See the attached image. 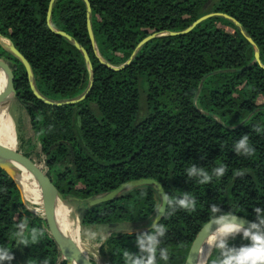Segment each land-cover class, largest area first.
Returning a JSON list of instances; mask_svg holds the SVG:
<instances>
[{"label": "trees", "instance_id": "16d2710c", "mask_svg": "<svg viewBox=\"0 0 264 264\" xmlns=\"http://www.w3.org/2000/svg\"><path fill=\"white\" fill-rule=\"evenodd\" d=\"M50 1L0 0V74L25 119L15 127L22 167L44 174L65 202L142 180L169 197L190 191L195 211L156 221L167 225V264H188L210 203L235 206L239 218L253 220V205L264 204V133L255 131L264 126V0H87L89 15L83 0H53L47 20ZM210 14L187 34L170 35ZM3 41L23 57L30 77ZM90 84L84 100L65 104ZM244 134L255 148L251 157L232 151ZM192 162L209 169L223 163L227 171L197 183L184 175ZM237 171L245 175L233 179ZM24 192L0 168V246L12 248V264L28 257L68 264L50 220L28 209ZM153 213L152 192L131 188L88 207L81 223H138ZM25 218L30 246L14 242ZM148 229L110 236L106 264H124L122 253L135 252L133 237Z\"/></svg>", "mask_w": 264, "mask_h": 264}, {"label": "clouds", "instance_id": "9594fccd", "mask_svg": "<svg viewBox=\"0 0 264 264\" xmlns=\"http://www.w3.org/2000/svg\"><path fill=\"white\" fill-rule=\"evenodd\" d=\"M257 133H264V126H256ZM232 151L237 155L251 157L255 153L254 146L249 142L247 134L239 136L233 142ZM227 168L223 163L205 168L192 162L185 170L184 175L189 180L197 183H209L220 180L226 173ZM245 173L237 171L233 177H242ZM165 205L163 216L171 217L178 210L191 213L197 209V199L190 191H182L179 195L169 197L166 193L160 197ZM159 207L155 211H159ZM238 211L235 206L224 211L215 204L208 206V219L204 228L199 232L193 244L195 254L199 259V264H264V204L253 205L254 219L248 221L247 226L238 221ZM27 218L21 222V226L15 232L14 242L21 245L30 246V241L24 232V225ZM214 225V227H213ZM206 230L204 238L197 244L200 233ZM126 235H131L129 223H126L122 230ZM167 234V225L151 221L147 231L139 232L134 237L136 251L125 250L122 253L124 264H167L169 261L168 249L164 246ZM239 235L241 240L247 241L239 245L230 243ZM36 236L31 237V241H36ZM106 236H101L103 241ZM12 248L0 246V264H12L14 259ZM192 253L189 254V260ZM25 264H51L50 260L44 257L27 258Z\"/></svg>", "mask_w": 264, "mask_h": 264}, {"label": "water", "instance_id": "95a60500", "mask_svg": "<svg viewBox=\"0 0 264 264\" xmlns=\"http://www.w3.org/2000/svg\"><path fill=\"white\" fill-rule=\"evenodd\" d=\"M83 2L86 5L87 13L89 15L90 6H89L87 0H83ZM52 3H53V0L50 1L49 6H48L47 20H49V18H50V11H51V7H52ZM88 15H87V17H88ZM211 16H212L211 14L210 15H205V16L197 19L196 21H194L187 29H185L183 31H180V32H172L170 35L171 36H182V35H185L188 32H190L192 29H194L202 21H204L205 19H207V18H209ZM87 29H88V34H89L90 40L93 43L94 42L93 41V36H92V32H91V29H90V24H89V20L88 19H87ZM57 33H59L60 35L64 36L68 40H70V37L68 35H66L65 33H62V32H57ZM153 38H155V35H151V36L145 38L144 40H142L138 44L137 49L140 48L144 43H146L147 41H149V40H151ZM6 46L9 47L11 49V51L24 64L26 72H27V75L30 77L31 76L30 68H29L28 64L26 63V61L23 59V57L20 54H18V52L13 47H11L9 42L7 43ZM75 46L78 48V46L76 44H75ZM82 53H83L85 62H87L88 61L87 55L85 54L84 51ZM254 58H255V61L258 60V54L257 53H255ZM127 64H128V62H126L123 66H121L119 68H113V67H109V68L111 70H113V71H118L120 69H123ZM90 89H91V84H90L89 88L87 89V91L80 98H78L76 100L68 101L65 104L66 105H74V104H76L78 102H81L82 100H84L88 96V93H89ZM32 90L34 91L33 87H32ZM13 98H14V92H13L12 88L8 85V83L4 79V86H3V89H2V102H1L2 103V108H5V110L9 112L10 107H11V103L13 101ZM14 153H15V156H16V160L18 162V167L7 166L6 163L4 162V160L2 159V157L0 156V168L7 175H9L15 182H17L18 184H19V182L15 178L16 177L22 178L23 174H27L33 181L36 182V184H38L39 186L43 187L47 191V193L49 195V198H50V208H48L50 214L47 215L46 218H48L50 220V224H51V228H52V234H53L55 242L59 246V249L61 251L62 259L65 260L68 264H92L89 261H87L86 259H84L75 250H73V248L70 249L68 243L65 242L63 240L62 236L60 235L58 223H57V220H56V211H57L58 205H62V204L64 205L66 203L65 200L63 199L62 195L57 191V189L52 185L50 180H48L44 174L42 175V174L31 172V171H28V170L24 169L22 167L21 163L18 160V157L16 155L15 150H14ZM144 182L154 183L158 187V189L160 191V194H161V197L163 196V192H162L160 186L156 182L151 181V180H142V181L129 182L128 184L120 186L116 190H113V191H110L108 193H104V194L95 196L91 200L87 201V203L89 204V207H92V206H95V205H99V204H102V203H105V202L112 201L116 197L120 196L121 193L124 190L131 189V188H139V186L142 183H144ZM159 209L160 210L156 212V216H155L154 221H157L162 215V212L164 210V203L163 202H161V205H160ZM238 221L243 222L245 226H247V224H248V221L246 219H244V218H239L238 217ZM213 227H214V225H213ZM205 234H206V230L202 232L201 236L199 237V239L197 241V244L200 243V241L204 238ZM237 236H239V235H237ZM66 251H68V254H66ZM197 262H198V257L196 256L195 249H194L193 253H192V259H191V261L190 260L188 261V264H197Z\"/></svg>", "mask_w": 264, "mask_h": 264}, {"label": "rangeland", "instance_id": "374dc122", "mask_svg": "<svg viewBox=\"0 0 264 264\" xmlns=\"http://www.w3.org/2000/svg\"><path fill=\"white\" fill-rule=\"evenodd\" d=\"M7 45V42H4ZM21 121V124L25 122L22 111L19 109L18 104L12 101L9 110V125L7 128L11 129L14 138V150L16 144V122ZM24 130V127H23ZM139 188L146 189L152 192L155 201V209L160 208L161 205V194L158 187L154 183L144 182ZM129 189L124 190L121 194H124ZM26 197L24 201L35 214L42 217H47L50 214L48 208L40 203H37L31 196L29 191L24 192ZM66 216L68 218L69 228L73 234L74 242H72V248L84 259L92 264H106L105 254L102 251V247L106 240L113 235L123 233L121 230L126 223H117L110 226H85L81 223L85 211L89 207V204L85 201H67L65 204ZM156 212L146 221L138 223H130L129 228L131 231L148 229L150 222L154 221ZM106 236V239L101 241L100 237ZM71 248V249H72Z\"/></svg>", "mask_w": 264, "mask_h": 264}, {"label": "bare ground", "instance_id": "6f19581e", "mask_svg": "<svg viewBox=\"0 0 264 264\" xmlns=\"http://www.w3.org/2000/svg\"><path fill=\"white\" fill-rule=\"evenodd\" d=\"M5 42V41H3ZM7 42V41H6ZM4 86L3 76L0 74V147H1V157L6 163L7 166L18 167V162L14 153V138L11 129L7 128L9 125V112L2 108V89ZM11 98V97H10ZM23 191H29L30 196L37 202L47 208H50V198L47 191L36 184L27 174H23L22 178H15ZM56 220L58 223L60 235L63 240L68 243L69 248L71 249L72 242H74L73 234L70 231L68 218L66 216L65 205H58L56 211ZM68 254V251H66ZM197 264H199V259Z\"/></svg>", "mask_w": 264, "mask_h": 264}]
</instances>
